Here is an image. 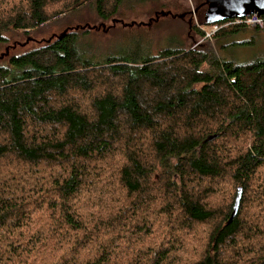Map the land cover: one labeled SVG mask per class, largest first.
<instances>
[{
	"label": "trees",
	"instance_id": "16d2710c",
	"mask_svg": "<svg viewBox=\"0 0 264 264\" xmlns=\"http://www.w3.org/2000/svg\"><path fill=\"white\" fill-rule=\"evenodd\" d=\"M138 1L142 25L172 31L191 16L197 45L154 52L150 34L100 57L78 25L2 53L0 264H179L184 253L187 264H264V53L241 64L208 42L264 28L242 22L208 39L204 0L92 3L103 20L137 24L124 10ZM79 4L0 0V48ZM200 225L202 253L188 243ZM163 228L172 243L134 251Z\"/></svg>",
	"mask_w": 264,
	"mask_h": 264
},
{
	"label": "rangeland",
	"instance_id": "374dc122",
	"mask_svg": "<svg viewBox=\"0 0 264 264\" xmlns=\"http://www.w3.org/2000/svg\"><path fill=\"white\" fill-rule=\"evenodd\" d=\"M79 2H81V4H79L77 8L67 10L61 15L50 20V22L43 28L40 34H37V32L23 33L16 31L13 34L11 40L2 48H0V64H7L8 62L9 58L4 59L5 55L2 54L5 52L7 46L17 43V48H15L16 51L12 50L10 53L11 56L17 52L30 50L36 45H40L44 39L46 40L51 35L57 34L67 27H77L78 25H90L89 27L92 29L88 33L85 46H90L93 52L96 53L95 55L100 57H105L108 53L120 50V46L123 42H125V39L128 40V38L131 37H144L143 39L145 40V38L150 39L148 38L150 37V34L152 35L151 39H155V43L153 45L154 52H158L172 46H182L186 43V47L189 43H192L193 46L197 45H194L191 39L195 36V31L192 30L190 35H188L189 33L187 32L190 25L191 16L179 18L177 22L180 23V26L173 27L172 31H170L171 29H166L162 26H159V28L155 27L152 24L142 25L140 23H145L148 20L146 16L142 15L146 12L148 4L140 8L142 1H138L136 6H130V4H128L125 8H128L129 10H124L126 14L135 13V15H133L129 21L135 19L137 24H132V26H124L120 21H112V19L116 20L119 15L114 16L115 18H112L111 16L109 19L105 20L99 18L92 0H79ZM181 2L184 8H188L189 3H187L186 0H181ZM66 3L71 5L72 0H66ZM194 3V0H192V4ZM191 6L194 7V5ZM192 17L193 21L196 22V19H198V11L196 17L193 15ZM135 25H140L141 27ZM249 30L253 31V29ZM168 31L170 32L164 36V33ZM27 37H29V39H27ZM204 41L207 40L201 39L200 43ZM214 41L215 39H212L208 42L217 55L220 57L233 58L241 64L251 62L257 57L262 56L264 53V31H256L254 34L249 31H243L231 35L226 39H219L218 42L217 40L215 42ZM0 171L8 173V166H6L3 162H0ZM19 176L23 179H26L23 171L19 172ZM217 205H221L220 207H222L225 205V203L218 201ZM194 229L193 236L190 240H188V243L190 246H192L190 250H197L198 253H202L203 250L206 249L208 242L206 232L209 231L210 226L200 225L195 226ZM166 236L167 229L165 228L160 230L157 236L144 235L145 240L142 241L140 246L133 245L134 251L138 253H145L146 250H150L148 247V242L151 240H154L152 242V248L163 247L169 243H172V239L169 237L165 238ZM196 255L197 260L201 259L203 256V254ZM185 256L186 253L177 255V257L180 259L179 264L188 263Z\"/></svg>",
	"mask_w": 264,
	"mask_h": 264
},
{
	"label": "water",
	"instance_id": "95a60500",
	"mask_svg": "<svg viewBox=\"0 0 264 264\" xmlns=\"http://www.w3.org/2000/svg\"><path fill=\"white\" fill-rule=\"evenodd\" d=\"M208 7L206 9V19L209 23H216L226 19L243 18L250 14L257 13L262 15L264 13V0H204ZM113 21H120L124 26H132L134 23H125V21L116 19ZM211 136L209 139L214 138ZM243 189L239 188V193L236 199L234 210L231 219L234 218L240 207Z\"/></svg>",
	"mask_w": 264,
	"mask_h": 264
},
{
	"label": "built area",
	"instance_id": "2783aa9c",
	"mask_svg": "<svg viewBox=\"0 0 264 264\" xmlns=\"http://www.w3.org/2000/svg\"><path fill=\"white\" fill-rule=\"evenodd\" d=\"M189 1L192 4V0ZM192 12L196 16V9H193ZM242 22L248 24L249 26L264 28V13L262 15H258L257 13H254L243 18H233V19H229L224 23L221 22L213 23L210 26H204L205 29L204 31L206 32V37L208 39H211L220 28L224 26L240 24Z\"/></svg>",
	"mask_w": 264,
	"mask_h": 264
}]
</instances>
